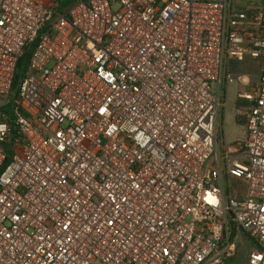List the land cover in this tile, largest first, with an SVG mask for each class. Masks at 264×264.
Listing matches in <instances>:
<instances>
[{
    "label": "built area",
    "instance_id": "obj_1",
    "mask_svg": "<svg viewBox=\"0 0 264 264\" xmlns=\"http://www.w3.org/2000/svg\"><path fill=\"white\" fill-rule=\"evenodd\" d=\"M0 264H264V0H0Z\"/></svg>",
    "mask_w": 264,
    "mask_h": 264
},
{
    "label": "rangeland",
    "instance_id": "obj_2",
    "mask_svg": "<svg viewBox=\"0 0 264 264\" xmlns=\"http://www.w3.org/2000/svg\"><path fill=\"white\" fill-rule=\"evenodd\" d=\"M236 1L238 3L239 9H242L248 0ZM232 70V74H235L236 72L239 73V70ZM240 91L241 86H239L237 83H228L224 86L222 85V97H224L223 99L225 108L223 113V130L222 135L220 134L219 140L223 138V140L229 143H234L236 140H239L245 136L243 120L237 116V110H239L243 105V102L238 99V93ZM245 186V182L233 179V188L235 190H242L245 188Z\"/></svg>",
    "mask_w": 264,
    "mask_h": 264
},
{
    "label": "trees",
    "instance_id": "obj_3",
    "mask_svg": "<svg viewBox=\"0 0 264 264\" xmlns=\"http://www.w3.org/2000/svg\"><path fill=\"white\" fill-rule=\"evenodd\" d=\"M29 57H30V53L27 51L25 56L23 58H21V60H20V64H19V67H18V72H17L16 78H15V81H14V85H13L14 94H16L19 81H20L21 77L23 76L25 70L28 67ZM240 101L243 102V105L241 106V108L248 106V102L247 101H245V100H240Z\"/></svg>",
    "mask_w": 264,
    "mask_h": 264
},
{
    "label": "crops",
    "instance_id": "obj_4",
    "mask_svg": "<svg viewBox=\"0 0 264 264\" xmlns=\"http://www.w3.org/2000/svg\"><path fill=\"white\" fill-rule=\"evenodd\" d=\"M243 108V107H242ZM244 123V122H243Z\"/></svg>",
    "mask_w": 264,
    "mask_h": 264
}]
</instances>
